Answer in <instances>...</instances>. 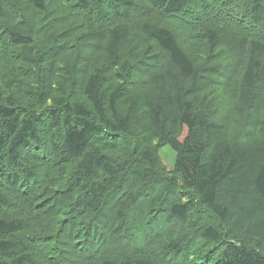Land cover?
<instances>
[{
  "label": "trees",
  "instance_id": "16d2710c",
  "mask_svg": "<svg viewBox=\"0 0 264 264\" xmlns=\"http://www.w3.org/2000/svg\"><path fill=\"white\" fill-rule=\"evenodd\" d=\"M154 239L264 264V0H0V264Z\"/></svg>",
  "mask_w": 264,
  "mask_h": 264
},
{
  "label": "rangeland",
  "instance_id": "374dc122",
  "mask_svg": "<svg viewBox=\"0 0 264 264\" xmlns=\"http://www.w3.org/2000/svg\"><path fill=\"white\" fill-rule=\"evenodd\" d=\"M143 1V0H140ZM146 3V2H145ZM188 16V15H187ZM166 18H162V19H167ZM186 18V17H185ZM187 19V18H186ZM181 20V21H180ZM175 20L173 18H168L166 20V23L171 26V28H173V30L182 35V40L184 41H195L197 38L193 39L191 37V34L189 31H191L189 28H187V25H185L183 23V20ZM189 30V31H188ZM161 156L164 160V162L166 163V166L169 169L173 168V154L172 152L168 149V148H164L163 150H161ZM175 229H177V227L174 225ZM146 231V234H143V236H147L152 234V231ZM131 232V231H130ZM142 236V238H143ZM127 237V236H125ZM158 241L160 243H165V239L163 238H158ZM141 242V239H138V243ZM201 243H197L196 245V252L195 249L192 247V251L195 252L193 255H195V257H191L189 258L187 261H182V259H180L177 255L176 252L175 255L176 257H170V251H168L167 249H163L159 246V243L156 242V240L154 239V243L152 244V248L155 250V252L157 253V260H155L154 257H152L158 264H203L204 261H210L209 260V255H211V252H207V249H209V247H211L212 245H208L205 248H199V245H201L203 242L199 241ZM131 243V242H130ZM178 262V263H177Z\"/></svg>",
  "mask_w": 264,
  "mask_h": 264
}]
</instances>
